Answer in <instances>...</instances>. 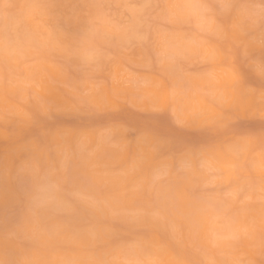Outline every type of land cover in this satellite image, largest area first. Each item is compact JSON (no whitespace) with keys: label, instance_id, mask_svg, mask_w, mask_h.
<instances>
[{"label":"rangeland","instance_id":"obj_1","mask_svg":"<svg viewBox=\"0 0 264 264\" xmlns=\"http://www.w3.org/2000/svg\"><path fill=\"white\" fill-rule=\"evenodd\" d=\"M156 4L180 7L159 9ZM262 6L264 0H0V128L15 134L20 126L29 125L40 145L22 149L21 157L14 158L12 181L16 190L13 196L0 197V242L54 255L60 252L59 246L41 243L37 232L50 236L65 227H75L89 236L86 252L106 260L141 264L154 260L158 254H169L171 264L263 262L264 209L260 207L255 216L252 212L261 202L256 185L264 183V137L260 135L259 118L264 108L258 111L255 102L249 106L243 103V108L228 106L229 92L246 96V88L251 86L254 93L261 94L256 65L264 60V48L259 42L264 31ZM162 17L175 27H165ZM90 20L97 23L88 31ZM220 26L225 35L218 34ZM145 35L148 40H141ZM58 44L74 50L70 61L56 50ZM188 51L198 55L182 59L181 54ZM213 53L221 59L225 55L228 64L220 60L207 62L206 57ZM157 56L162 57L159 63L155 62ZM88 57H94L98 64H89ZM149 60L153 61L152 70L141 71ZM38 74L65 88L60 90V100L39 91L40 96L55 105L76 106L79 111L40 121L35 89L30 87ZM237 78H241L243 88L233 91L231 85ZM173 85L184 116L188 110L186 102L191 98L202 100L218 115L235 117L237 130L248 141H256L250 159L248 144L239 158L231 155L236 160L232 165L238 183L218 185L199 183L197 179L189 182L184 147H204L206 156H214L227 151L224 144L228 137L211 126L215 119L212 113L205 114L208 127L181 129L167 112H154L152 109L164 106L161 97H154L150 90L170 92ZM83 88L103 95L104 104L84 98L81 105L72 89ZM221 91L227 99L223 107L217 103ZM114 106L119 107V112L111 111ZM29 115L37 122L32 123ZM41 124L48 129H90L97 136L111 128L115 135L107 143L121 148L126 142L132 143L139 167L125 168L114 161L110 152L102 154L103 159L111 160L105 165L106 174L134 177L129 183L117 185L120 187L113 195L118 196L114 205L99 202L92 187L97 185L76 173L69 160L58 159V152L49 141L52 136L42 135ZM149 141H154L152 162L141 150L147 148ZM14 154L15 150L0 146V164ZM38 170L42 175L35 174ZM3 175L0 170V195ZM249 181L255 187H250ZM183 182L192 186L188 191V212L183 210L181 197L173 189ZM234 192L240 193L241 200L230 195ZM76 193L89 197L96 206L77 199ZM125 198L131 203L124 204ZM30 208H35V221ZM204 212L209 221L200 217ZM239 216H249L251 243H246L250 233L239 240L230 238L238 229ZM27 222L36 226L31 234ZM170 225L177 226L175 239ZM91 233L98 239L91 240ZM16 256L15 250L9 249L0 256V264H18Z\"/></svg>","mask_w":264,"mask_h":264},{"label":"bare ground","instance_id":"obj_2","mask_svg":"<svg viewBox=\"0 0 264 264\" xmlns=\"http://www.w3.org/2000/svg\"><path fill=\"white\" fill-rule=\"evenodd\" d=\"M34 80L33 83L36 81L40 82L39 91L41 95L46 97L56 98L57 100L61 99L60 90L65 88L63 87L61 88L59 84H53L44 74H40V75L38 74V76H36ZM92 91H93V95L91 97H87V99L93 103L103 105L104 104L103 95L101 94L98 95L95 90ZM150 93L154 97L155 95L161 97L162 104L164 107H166L167 104L169 103L170 100L169 91L163 90V92L161 93L155 91V89H151ZM244 95L245 94L241 92H229L228 96L231 97V101L228 103V106L235 105L238 108H243L242 106L243 103H247V106H249L255 102L258 104V111L264 108V103H262L261 101L260 94H256L254 92L252 93L247 92L246 96ZM186 103L188 106V110L185 113L186 118L188 116V112L193 108L201 110L204 113V115L212 113L213 117L218 116V114L215 113L213 110H211L202 100L195 101L192 100L191 98V100H189V102ZM253 111L255 110L253 109ZM205 117L207 118V116ZM29 130H30L29 125L28 126L22 125L20 126V129L17 133L10 134L7 131L0 128V146H3L5 148L7 147V149L15 150L14 155L9 156L7 159H5V161H3L2 164H0V170L4 172V175L1 180L3 181L2 182L3 186H1L2 188V192L0 195L1 198H5L9 195L13 196L16 190L15 186H13V181H12L13 175L15 173L14 158L16 159L21 157L20 152L22 151V149H26L29 146L33 148H38L40 146L37 143L39 140L36 137L34 138V133L30 132ZM29 138L31 140L27 145L26 142L29 140ZM49 141L54 145L53 138H49ZM149 142L150 143L147 144V148L143 147L141 150L146 151V153L148 154L147 158L150 160V162H152L155 159L154 141H149ZM255 142L256 141L254 139L249 140L247 142V144L249 145L247 148L248 159H250L254 155V152L256 150ZM105 152H110L114 158V161L118 165L121 166L125 165V168L129 169L130 166L139 167L141 165L139 164L140 163L139 159L135 157L136 149L134 148L132 143L126 142L125 146H123L122 148L116 147L115 145H112L107 142L106 143L100 142L98 140V136L94 133H90V143L87 144L84 151L81 152L75 145H73L72 155L71 158L68 160H69V164H72L73 170L76 173L86 176L88 179L92 180L93 183L97 185L92 187L95 188L94 190H96L94 196L99 202H103V203L108 202L114 205V202L117 200L118 196H115L114 198L113 195L115 193V190L120 187L117 185L121 183H129L131 180H134V177L131 174L124 176H115V175L106 174L105 165L111 164V160L108 161V159L102 158V154ZM89 153H91L92 155L89 156ZM174 153L176 155V152ZM57 157L59 160L63 159L62 158L63 156L59 152L57 154ZM204 159L214 160L216 166L222 169V176H218L215 180H213V178L210 175H208L207 169H202L200 167V160L194 157L190 161V167H186L187 162H185L184 164L188 178L190 180L189 182H191V180L193 179H197L199 183L215 182L218 185H223V184L229 185V184H236L239 182V177L237 176V172L232 165L236 163V160L234 159V157L231 158V154L229 152L220 151L219 154H216L214 156L204 155ZM35 174L42 175L39 170ZM261 176L262 178H264V171H262ZM249 182H250L249 184L250 187H255L254 185L251 184V181ZM101 185H106V186H101ZM261 185H256V192H258L259 196L261 195L260 193ZM174 187L175 188L173 189H175V191L181 197L180 201L183 210L185 212L190 211L188 208H189V204L191 203V201L189 200L191 195L188 191L192 186H189L188 182H183L180 185L179 184L174 185ZM239 198L241 200V197L235 199H239ZM251 198L253 199V197ZM123 203L124 204L131 203V200L125 198ZM260 207L264 209V204H262V202L256 204V208L254 209V214L252 212V216H255L256 212H259ZM200 217H202V219H205L206 221L210 220V218L207 216L205 212ZM237 224L239 225L238 228L239 227L248 228V230L250 231L248 233L250 234L248 238H246V243H251L253 240V234H252L253 230L252 227L250 226L249 216L248 217L239 216L237 219ZM26 226L30 234H31L30 230L34 231L36 228V226L31 225L29 222L26 223ZM37 235L39 236L41 243L51 242L57 244L60 248V252L54 255H49L47 253H44L43 251L30 252L22 249L21 247L18 246L9 247V245L5 244L4 242H0V256L3 255V253H7L9 249H13L17 253V256L15 257V261H17L18 264H63L64 261H68V260H80V261H88L90 259L106 260L103 257H101V255L90 254L86 252L85 247L89 245L88 242H90L89 236L87 233L81 231L80 229L78 230L75 227H65L63 228V230L59 231L58 234L57 233L55 235L51 234L50 236L49 234H46L40 230L37 232ZM204 236L205 235L201 236L202 242H204ZM114 261H116L117 264H125L123 261L120 260H114ZM171 263L173 262H171V258L169 254H165V255L158 254V256L155 257L154 260L144 262L141 264H171ZM232 264H264V261L258 263L248 260V261H244L243 263L233 262Z\"/></svg>","mask_w":264,"mask_h":264},{"label":"snow or ice","instance_id":"obj_3","mask_svg":"<svg viewBox=\"0 0 264 264\" xmlns=\"http://www.w3.org/2000/svg\"><path fill=\"white\" fill-rule=\"evenodd\" d=\"M149 6V5H145ZM156 7L159 9H169L174 7H180L179 5H168V4H156ZM261 21L264 22V6L261 7ZM161 22L165 25L167 28H174L175 24L168 20L166 17L161 18ZM95 20L89 21V30L91 31L95 28L96 25ZM236 28L237 26H233ZM220 35H225V31L222 26H220L219 33ZM148 36H141L140 39L147 41ZM260 45L262 48H264V31L260 34ZM43 47L46 48V45H43ZM56 50L61 51L64 53L66 59L68 61L71 60L72 56L75 55L74 50H71L67 47H64L60 44L56 46ZM190 55H198V53L193 52H185L181 54V58H185L186 56ZM162 57L157 56L156 57V63H159L161 61ZM207 62L212 63L217 60H220L221 63L228 64V58L224 55L221 59L218 53H213L211 55H208L206 57ZM87 62L89 64H98V60H96L94 57H88ZM153 66V61L149 60L144 66L141 67V71H151ZM256 69H258L259 74L261 76V94L260 98L262 103H264V60H262L258 65H256ZM31 88L35 89L34 97L37 100V115L40 119V121H51L55 115L57 114H67L72 112L79 111V108L76 106L67 107L64 105H55L48 100H46L44 97L39 95V88H40V82L36 81L33 84L30 85ZM233 91L240 90L243 88L241 78H237L234 80L233 84L231 85ZM77 101L83 105L84 98L91 97L93 95V91L91 88H83L80 91H77L76 89H72ZM246 91L249 93H252L255 91V88L248 86L246 88ZM177 91L176 87L173 85L171 87L170 91V100L166 107H157L152 109L154 112L157 113H163L167 112L173 124L181 129H201L208 127L207 118L205 117L204 113L196 108L191 109L188 112L187 118L182 114L184 112V109L182 107L178 106L177 103ZM121 104H131L128 101H121ZM218 105L223 107L227 105V99L224 95V92L221 91L219 94V98L217 101ZM135 107V105H132ZM119 107L114 106L111 108V111L113 113L119 112ZM259 118L262 122V127L260 130V135L264 137V111H261L259 113ZM28 119L32 123H36V119H34L31 115L28 116ZM203 121V123H202ZM238 123V120L231 116V115H225L223 113L219 114L215 119L212 121V125L218 132L225 134L228 139L227 142L224 144L227 147V151L233 155L236 158H239L244 148L247 145L248 139L246 135L242 132L237 130L236 125ZM42 128V135H51L54 141L55 148L57 152H59L65 160H68L71 158L72 155V148L73 145H75L81 152L84 151L85 147L88 143H90V129H84V128H74L72 126H61L57 127L55 129H48L41 124ZM115 135L114 131L111 128H105L98 136V140L100 142H107L111 141L113 139V136ZM206 148L199 147L194 148L192 146H185L183 149V154L186 157V167H190V161L192 158L196 157L200 160V167L202 169H207L208 175H210L213 180H215L218 176H222V169L216 166V163L214 160H208L204 159ZM92 154L89 153V156ZM260 199L262 204H264V184L261 185L260 188ZM230 195L233 198H238L240 196L239 192L230 193ZM76 198L83 201H90L89 197H86L85 195L81 193L75 194ZM92 206H96L95 201H90ZM29 213L31 218L35 221L36 219V212L35 208H30ZM154 216H157L158 213H153ZM264 224V222H262ZM264 230V229H262ZM177 232V226L176 225H170V233L173 239H175V235ZM248 228L242 227L238 228L236 231L233 232L231 239L239 240L242 236L248 235ZM90 239L95 241L98 239V236L95 233L90 234ZM63 264H117L114 260H93L90 259L88 261H80V260H68L64 261ZM125 264H131V262H125Z\"/></svg>","mask_w":264,"mask_h":264}]
</instances>
